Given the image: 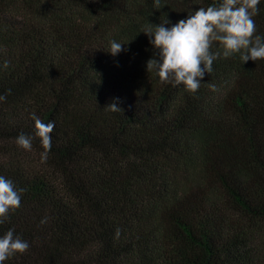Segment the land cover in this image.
<instances>
[{
  "label": "trees",
  "instance_id": "obj_1",
  "mask_svg": "<svg viewBox=\"0 0 264 264\" xmlns=\"http://www.w3.org/2000/svg\"><path fill=\"white\" fill-rule=\"evenodd\" d=\"M215 2L0 0V175L24 189L0 235L30 245L5 264H264V60L218 58L195 93L146 69L145 27Z\"/></svg>",
  "mask_w": 264,
  "mask_h": 264
},
{
  "label": "clouds",
  "instance_id": "obj_2",
  "mask_svg": "<svg viewBox=\"0 0 264 264\" xmlns=\"http://www.w3.org/2000/svg\"><path fill=\"white\" fill-rule=\"evenodd\" d=\"M260 0H217L207 7H200L186 19L172 24L169 20L158 25L150 23L143 29L149 43L155 50L154 58L146 62V69L161 83H170L173 87L183 85L186 91L195 93L201 86L206 73H211L213 62L218 58H228L239 54L240 60H264V36L256 33L253 17L258 13ZM214 42L218 51H211ZM122 44L116 40L109 41L108 53L112 56L122 51ZM222 50V51H221ZM9 61H3L0 68L7 69ZM213 89L214 85H210ZM11 94L8 89L0 94V102ZM107 108L111 111L121 110L113 102ZM35 136L39 137L45 149L41 154L47 156L51 149L54 122L45 124L34 113ZM31 135L23 132L17 135L15 142L24 150L32 148ZM24 189L17 188L14 182L0 175V223H3L11 211L21 206ZM41 220V223H45ZM119 235V230H117ZM28 241L15 233L13 228L0 235V264H5L17 254L29 249Z\"/></svg>",
  "mask_w": 264,
  "mask_h": 264
}]
</instances>
